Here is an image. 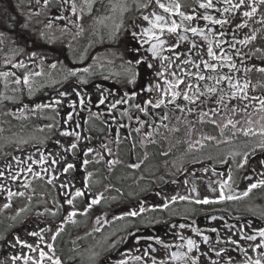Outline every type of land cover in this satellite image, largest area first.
I'll return each instance as SVG.
<instances>
[{"label": "flooded vegetation", "instance_id": "1", "mask_svg": "<svg viewBox=\"0 0 264 264\" xmlns=\"http://www.w3.org/2000/svg\"><path fill=\"white\" fill-rule=\"evenodd\" d=\"M33 2L35 6L29 7ZM75 3L74 15L71 0L63 4L61 0H49L47 5L44 0L39 3L37 0H0V73H8L0 76V173H3L0 175V252L4 253L5 264H24L23 260L13 261V256L39 258V249L52 257L51 260L45 257L43 264H54L57 258L61 264H79L83 262L81 254L97 238L107 246V253L137 247L136 256L143 259L128 257V264H151L153 256L167 260L168 264H183L169 260L168 256L172 251L186 252V246L178 249L177 245H186L187 238L199 245L189 254L200 257L198 264H212L213 260L218 264H246L249 257L256 259L258 254H264V248L254 247L260 243L259 236L256 241L244 238L264 228V186L253 189L247 196L241 195L264 173L260 163L264 161V149L259 147L264 143V108L259 103L264 99V72L257 70L264 67V50L259 47L264 5L259 6L252 18L243 17L242 12L249 10L243 7L231 14L207 10L217 18L235 17L224 28L198 21L199 26L207 25L214 30L211 38L217 54L223 51L231 55L236 64L235 69L218 68L216 75L230 76L233 83L239 80L241 86L248 83L245 92L233 97L235 89L227 80L216 84L188 75L198 70L183 64L184 59L198 64L201 55L209 59L204 55L207 42L202 38L188 33L189 41L180 42L178 49L166 46L161 57H172L171 64L147 51L151 42L141 43L145 39L141 29L148 23L141 16L153 9L163 14L155 4L145 9L138 5L147 0H96L89 13L84 0H75ZM180 3L188 13L193 9L198 14L205 11L198 7L197 0H180ZM214 3L217 8L223 7L222 0ZM113 5L120 6L113 10ZM57 16L66 19H55ZM50 20L51 28L47 27ZM245 20L247 27L235 28L236 23ZM220 31L226 35L221 37ZM253 31L255 40L246 45L238 43ZM133 32L137 33V39H133ZM168 39L170 43L176 42L171 36ZM221 39L225 43L217 49L215 41ZM191 40L201 47L190 53ZM231 43H235V48L230 47ZM133 48L140 51L133 52ZM176 53L184 55L177 59ZM142 56L153 63L152 70L144 64H135ZM21 62L25 67L17 66ZM52 64L56 67L52 68ZM84 68L89 71L78 72L75 77L68 75L69 69ZM245 68L251 70L245 72ZM200 70L206 77L212 74L203 64ZM41 71V75H33ZM156 71L164 72V77L155 76ZM171 72L184 80L177 89L181 96L175 103H168L170 97H165V104L159 108L147 105V100L155 102L163 95L166 79H175ZM134 74H138L136 83L131 84L128 81ZM25 75L29 77L27 84L23 82ZM81 77L87 83H82ZM18 78L19 84L15 83ZM149 83L159 84L160 90L148 92ZM187 84L193 85L191 90ZM206 86L217 91L209 93ZM184 91L189 95L195 93L199 99L184 100ZM133 92L137 93L135 98L111 107L125 93L130 97ZM245 94L248 99L243 98ZM102 98L103 104L99 102ZM41 104L54 107H36ZM136 104L147 107V113L136 108ZM63 132L79 136L62 135ZM11 139L23 141L16 143ZM72 143L77 144L76 149L70 148ZM88 148L93 151L88 152ZM42 155L45 160L41 163L38 161ZM68 163L75 168L65 172ZM229 174L239 199L211 204L178 199L169 203L167 209L156 207L177 194L216 199L219 182ZM38 183L46 187V193L38 200L42 205L28 212L22 224L9 222L18 205L17 198H27L26 190ZM193 186L198 197L190 192ZM212 188L217 192H212ZM77 189L84 195L75 196ZM9 190L23 195L9 198ZM228 194L225 190V195ZM69 199L72 204H68ZM94 199L99 203L87 207ZM141 206L145 208L143 213L135 217L124 215L139 211ZM72 212L76 215L69 218ZM33 232L40 235L33 236ZM204 236L209 237L206 243ZM148 237H159L172 247L165 250ZM231 240L238 243L232 244ZM28 244L37 250L29 249ZM221 248L226 251L217 256ZM112 264L119 262L115 260Z\"/></svg>", "mask_w": 264, "mask_h": 264}, {"label": "snow or ice", "instance_id": "2", "mask_svg": "<svg viewBox=\"0 0 264 264\" xmlns=\"http://www.w3.org/2000/svg\"><path fill=\"white\" fill-rule=\"evenodd\" d=\"M67 2V0H61V4ZM96 0H84V3L87 5L88 7V11L89 13L92 10V4L95 3ZM126 2V0H125ZM217 2H220V0H217ZM37 3H39V0H37ZM49 3V0H44V4L47 5ZM155 4L159 9L163 10V14L158 13L155 9H153L151 12H149L147 15H142L141 19L143 21H146L148 23L147 27H143L141 29V35L142 37H144L145 39H143L141 41V43H150V47L147 49L148 52L151 53V55L153 57H161V53L164 51V48L167 46L169 47L171 50H175L178 49L180 47V42L183 41H189V35H187L188 33H191L192 37H200L202 38L203 41L207 42L206 45V51L204 53V55H206L207 57H209V59H203L202 55H201V59H200V64L196 63L194 60L191 59H184L182 61L183 64L185 65H190L193 68H196L198 71L192 73L189 72L188 75L189 76H195L198 77L199 80H211V81H215L216 84H220L223 80H227L229 82V85L231 88L235 89V91H233L232 96L236 97L238 93L241 92H245V90L248 87V83L245 82L242 86L240 85L239 80H237L235 83L232 82V77L230 76H217L216 72L218 68H223L225 66L235 69L236 68V64L235 62H233L232 60V56L224 53L223 51H221V54L218 55L217 51L214 50L213 48V39L212 37V33H213V29L211 28H207V25L201 27L198 24L199 20H204V21H208L210 22L212 25H220L221 28H224L227 25H230L232 23V20L235 19V17H232L231 19L227 16H222L221 18H217L216 16H213L211 14H209V12L207 10L209 9H215L217 12H221V13H234L237 10H240L242 7L243 8H247L249 10H244L242 12L243 17L246 18H252L253 16L256 15L258 8L260 5H264V0H237V2H233V0H222V4L223 7L222 8H217L216 7V3H214V0H203V2H200V0H197V4L198 7L200 9L205 10L203 13H196L195 9L192 10L191 13H188L184 10H182L183 5L180 3V0H147V3H141L138 5V7L140 8H149L150 5ZM117 6L120 5H113V10H115V8ZM71 12L75 15L77 13V5L75 3V0H71ZM82 10V9H81ZM55 19H66V17L63 16H57L55 17ZM262 19H264V17H262ZM193 21H197V24L194 26L193 25ZM70 23H75V21H70ZM47 27L51 28L52 27V21L50 20L49 23L47 24ZM67 27V25H65V28ZM244 27H247V20H245L243 23H236L235 24V28L236 29H242ZM207 28V31H206ZM43 35V33L41 34ZM219 35L221 37L225 36L226 33L224 31H220ZM173 37L176 42L174 43H170L168 37ZM132 37L133 39H137V33L133 32L132 33ZM233 39H235V37H233ZM256 39V34L255 31H253L251 36H245L244 39L239 40L238 43L242 44V45H246L247 43H249L252 40ZM225 43V41L218 40L215 41L216 44V48L220 49L221 44ZM201 46L195 41V40H191V48L188 49V51L191 53L192 50L194 49H199ZM230 47L235 48V43H231ZM133 52H139L140 49L139 48H133L132 49ZM33 56L36 55L35 52L32 53ZM184 55V53H176V58L179 59L180 56ZM197 55H200V53L198 52ZM236 55H240L239 52H236ZM163 60L168 61L169 64L174 63L173 58L172 57H161ZM213 61H215V63H213ZM132 61H129V64H131ZM135 64L136 65H140V64H144L146 66V68L148 70H152L154 65L153 63L149 60V58L147 56H142L139 57L135 60ZM201 64H203V68L204 69H208L212 74L208 75L207 77L203 74V72L200 70ZM18 67H25V65L21 62L19 65H17ZM52 68L56 67V64H52L51 65ZM251 69L245 68V72L250 71ZM260 72H264V67L262 68H258L257 69ZM84 72L87 73L89 71L88 68H84V69H69L68 70V75L71 77H75L77 76L78 72ZM41 72H37L34 73L33 75H41ZM155 76L164 77V72L161 71H156ZM8 73H0V76H7ZM14 75V73H13ZM136 75L138 74H134L132 76V78L128 81L131 84H135L136 83ZM170 75L172 77H174V80H165V84L167 85V87L162 89L163 95L159 96L155 102L151 99L147 100L145 103L147 105H151L152 107L155 108H159L161 105L165 104V97H170L168 99V103H175V101L177 100L178 97L181 96V91H177L178 87L180 84L184 83V80L177 77L176 72H171ZM65 79L67 80L68 77H65ZM82 83H87V80L83 79V77L80 78ZM29 81V77L27 75H25L23 77V82L25 84H27ZM15 83L19 84L21 83V80L18 78L16 79ZM186 87L191 90L193 85L192 84H187ZM207 87V86H206ZM154 90H160V85L159 84H151L149 83L147 86V91L148 92H152ZM199 89L197 88V91ZM143 91V89H142ZM207 91L209 93H215L217 91V89L215 87H207ZM67 93H60L61 96L66 95ZM137 96L136 92L131 93V96L129 97L128 93L124 94V97L121 98L120 100H117L115 103H113L111 105V107H115L116 104L118 103H126L127 99L129 98H135ZM244 99H248L247 95L245 94ZM183 99L187 100V101H191V102H195L196 99H199V96H197L195 93H193L192 95H189L187 91L183 92ZM101 104L104 103V99H100L99 101ZM57 103H59V101H57ZM80 103L83 104L84 100L83 98H81ZM259 103L261 105L262 108H264V99L259 100ZM37 108H42V107H54V105H37ZM136 108L140 109L142 112L147 113V107L141 108L140 104H136L135 105ZM177 107H179V105H177ZM68 119H71V116L69 115ZM164 119H167V117L165 116ZM214 122V121H213ZM229 123L231 124L232 121L230 120ZM51 127V126H49ZM137 132L140 131L139 128L136 129ZM62 135H76L77 137L79 136L78 133H74V132H63L61 133ZM247 134V133H245ZM209 139H212L211 137H209ZM57 143H59V141H57ZM259 147L261 149H264V143L260 144ZM71 149H76L77 148V144L76 143H72L70 145ZM88 152H92L93 149L88 148L87 149ZM45 160V157L42 155L40 158V161L38 162H43ZM244 162H247V155H245L244 157ZM53 163H56V161H53ZM85 164L88 163L87 160L84 161ZM262 166H264V161L260 162ZM139 165H133V167H138ZM240 167H243V164L239 165ZM75 165L72 163H68L67 167L64 168L65 172H68L69 169H74ZM28 171H31V167L29 166ZM205 171H207V169H205ZM0 175H3V173H0ZM38 175V174H37ZM89 176L91 175V173L88 174ZM261 179L257 180L254 183H251L248 185L247 189L241 193V195L243 196H247L249 192H251L253 189L259 187V186H264V173H261ZM249 179H251V177H248ZM12 179H16L15 176L12 177ZM232 180V176L231 174H229L228 178L226 180H222L219 182V190H218V197L216 199H210L207 196L204 197L203 199H199V198H195V197H191V196H181L179 194H177L176 196H172L170 201L167 203H164L162 205L156 206L157 208H163V209H167L169 207V203H175L178 199L182 200V201H188V200H192L193 202L197 203V204H211V203H216L218 201H223V200H233V199H239V196L232 194L233 190H232V185L230 183V181ZM49 183H51V180H49ZM185 183H187V181H185ZM225 190L228 191V195H225ZM212 192H217L216 188H212L211 189ZM190 192L196 193V196H199V193L197 192V189L195 186H193L190 189ZM13 195H23V193H13L11 192V190L8 191V196L9 198H11ZM75 196H83L84 193L81 192L79 189H77L75 191ZM68 204H72L73 201L71 199H69ZM99 203L98 199H94L91 201V204H89L87 207H91L92 204H96ZM5 207H8V205L6 204ZM145 211V208L143 206H141L139 208V211H130L125 213L124 215L126 216H132L135 217L137 215H139L140 213H143ZM76 213L72 212L70 213V217L75 216ZM122 218V217H121ZM213 219H215V217H212ZM181 227H184L183 225H181ZM195 231L199 232V229H195ZM213 232L216 231V229H212ZM31 235L33 236H39L40 234L37 232H33L31 233ZM58 235V233H57ZM257 236H259L261 238L260 243H257L254 245V247L256 249H261L264 248V228H261L259 230L256 231V234L254 235H246L244 238L246 240L249 241H256ZM17 240H19V237L16 238ZM56 236L52 237V240H55ZM148 239H154L156 241V243L161 244L163 246V248L165 250H168L172 247L171 244H167L164 243L163 240H161L159 237H148ZM181 239H185L184 237H181ZM209 237L204 236V242L206 243L208 241ZM232 244H237L238 241L236 240H231ZM29 249H32L33 251H36L37 249L33 248V245L28 244L26 245ZM187 247V251H172L170 253V255L168 256L169 260L172 261H182L183 264H198L200 257L198 256H190L189 254L193 252V249H198L199 245L197 244V242L192 239V238H187L186 239V245L185 244H180L177 245L178 249H182L184 247ZM38 247V246H37ZM49 248H52V245L49 244L48 245ZM226 251L225 249L221 248L220 251L216 252V255L219 256L221 254V252ZM244 251L246 252L247 250L244 249ZM167 254V253H166ZM148 253L145 252V256H147ZM261 255L264 254H258L256 259H252L251 257L248 258L246 264H264V259H261ZM45 257H48V259H52V257H49L48 254L43 251L42 249H39V258H35L32 256H13L12 260L16 261V260H23L24 264H29V261L32 262V264H43V261L45 259ZM132 259L140 261L143 259V257L141 256H135L132 257ZM54 264H61L60 260L57 258L54 261ZM119 264H128L127 260H121L119 261ZM151 264H168L167 260L161 259V260H157L154 256L152 257V261ZM212 264H218L217 261L213 260Z\"/></svg>", "mask_w": 264, "mask_h": 264}, {"label": "rangeland", "instance_id": "3", "mask_svg": "<svg viewBox=\"0 0 264 264\" xmlns=\"http://www.w3.org/2000/svg\"><path fill=\"white\" fill-rule=\"evenodd\" d=\"M29 7L32 8V6H35V2L32 4L29 3ZM264 17V16H263ZM260 32L263 35H260L262 37L261 43H259V47L264 50V22L259 27ZM31 138H27V140H30ZM12 142L20 143L23 141V139L16 140L11 139ZM2 143V140H0V144ZM26 193L28 195L27 198H17L18 205L15 206V210L13 211V214H11V217L9 222L22 224L21 220L22 218L30 211H33L37 206H41L42 202H38L39 196L46 193V187L42 184H37V186L32 187L31 189H27ZM46 202H44V206H46ZM47 207L52 209V205L48 204ZM43 220H45L43 218ZM124 226H126V223H124ZM109 239V237H107ZM95 243H93L86 252L81 254V260L83 262H79V264H112V262H117L121 260H126L128 257H135L137 255V247H135L133 250H127L124 252H116V253H107L106 249L107 246H104V242L101 240V244L99 239L93 240ZM114 254V255H113ZM4 253L0 252V264H5L4 261Z\"/></svg>", "mask_w": 264, "mask_h": 264}]
</instances>
